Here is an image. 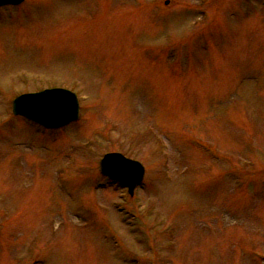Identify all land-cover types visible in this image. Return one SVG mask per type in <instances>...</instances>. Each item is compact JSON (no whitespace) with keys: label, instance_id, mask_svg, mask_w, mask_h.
<instances>
[{"label":"rangeland","instance_id":"rangeland-1","mask_svg":"<svg viewBox=\"0 0 264 264\" xmlns=\"http://www.w3.org/2000/svg\"><path fill=\"white\" fill-rule=\"evenodd\" d=\"M262 1L0 10V264H264ZM52 86L79 95L77 123L11 113ZM109 152L144 166L130 200L98 174Z\"/></svg>","mask_w":264,"mask_h":264},{"label":"water","instance_id":"water-1","mask_svg":"<svg viewBox=\"0 0 264 264\" xmlns=\"http://www.w3.org/2000/svg\"><path fill=\"white\" fill-rule=\"evenodd\" d=\"M23 0H0V7L19 5ZM78 113L75 96L63 90L44 91L38 94L22 95L13 102V114L43 125L59 128L76 120ZM100 172L118 181L122 186L133 189L142 181L144 170L136 162L118 154L106 155L100 162Z\"/></svg>","mask_w":264,"mask_h":264}]
</instances>
